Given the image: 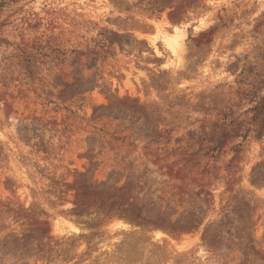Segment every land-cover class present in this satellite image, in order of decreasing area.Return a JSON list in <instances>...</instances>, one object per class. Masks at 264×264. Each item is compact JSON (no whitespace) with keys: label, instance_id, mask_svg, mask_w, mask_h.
<instances>
[{"label":"rangeland","instance_id":"1","mask_svg":"<svg viewBox=\"0 0 264 264\" xmlns=\"http://www.w3.org/2000/svg\"><path fill=\"white\" fill-rule=\"evenodd\" d=\"M0 264H264V0H0Z\"/></svg>","mask_w":264,"mask_h":264}]
</instances>
